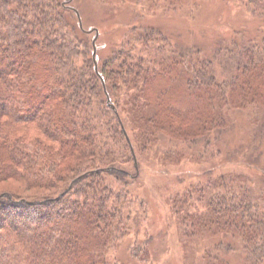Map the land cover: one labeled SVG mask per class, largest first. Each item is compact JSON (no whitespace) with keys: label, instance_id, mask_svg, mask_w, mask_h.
Wrapping results in <instances>:
<instances>
[{"label":"trees","instance_id":"16d2710c","mask_svg":"<svg viewBox=\"0 0 264 264\" xmlns=\"http://www.w3.org/2000/svg\"><path fill=\"white\" fill-rule=\"evenodd\" d=\"M71 1L0 0V264H127L113 251L139 215L130 186L165 135L204 162L235 108L264 129V35L235 27L206 52L143 14L94 55L98 27ZM152 1L155 12L199 4ZM233 1L264 20V0ZM211 174L169 197L184 263L234 264L236 253L264 264L263 187Z\"/></svg>","mask_w":264,"mask_h":264},{"label":"rangeland","instance_id":"374dc122","mask_svg":"<svg viewBox=\"0 0 264 264\" xmlns=\"http://www.w3.org/2000/svg\"><path fill=\"white\" fill-rule=\"evenodd\" d=\"M198 3L197 7L187 5L158 12L152 0H72L70 5L80 13L83 26L97 25L96 51L101 48L107 52L119 26H127L133 16L143 14L146 21L160 25L163 32H173L186 43L205 49L215 37L231 34L235 27H246L252 33L264 35V20L255 19L233 0H198ZM232 119L230 128L212 135L204 162L191 159L192 154H199V149L189 150L183 142L167 135L162 141L161 153L165 154L175 144L179 153L172 154L166 163L160 159L164 154L140 160L138 180L130 186L135 214L139 215H135L128 235L117 251H113V256L121 254L127 264H185L181 233L171 213L169 197L203 180L205 171L210 170L212 176L246 174L253 186L264 189V170H261L264 167V129L252 123L246 112L238 108L233 110ZM229 152H240L244 157L253 155L249 160L262 158L256 165L259 169H252L241 155L233 153L235 158H230ZM214 239L210 237L208 241ZM147 240V256L143 251L139 259L129 256L134 245H143ZM229 256L234 264H240L241 257L236 253Z\"/></svg>","mask_w":264,"mask_h":264},{"label":"water","instance_id":"95a60500","mask_svg":"<svg viewBox=\"0 0 264 264\" xmlns=\"http://www.w3.org/2000/svg\"><path fill=\"white\" fill-rule=\"evenodd\" d=\"M78 15L80 16V13L79 12H78ZM80 22H81V25H82V21H80ZM96 30H97V35H96V37L94 39V44H95L96 39H97V36H98V29H96ZM94 55H96V46L94 48ZM96 63H97V61H96ZM135 160H136V164H138L137 159H135Z\"/></svg>","mask_w":264,"mask_h":264}]
</instances>
